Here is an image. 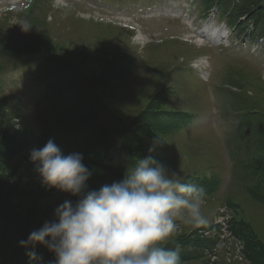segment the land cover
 Returning <instances> with one entry per match:
<instances>
[{
	"label": "rangeland",
	"instance_id": "rangeland-1",
	"mask_svg": "<svg viewBox=\"0 0 264 264\" xmlns=\"http://www.w3.org/2000/svg\"><path fill=\"white\" fill-rule=\"evenodd\" d=\"M110 1L123 3L126 11L101 6L95 12L113 14L129 24L133 21L149 40L158 39L147 30L152 22L147 18L144 22L140 12L128 13L139 0ZM31 12L0 17L2 262L26 264L28 249L20 241L55 220L54 211L65 200L78 202V196L43 185L30 150L43 147L49 139L62 153L84 149L81 146L92 138L96 124L111 132L112 148L100 154L106 166L91 162L97 154L83 158L92 175L82 195L88 189L98 190L93 183L96 175L105 184L119 182L137 159L151 154L207 193L203 212L209 224L199 229L181 225L169 242V247L180 245L182 264H264V202L252 193L255 187H264V170L239 168L231 156L238 116L254 108L261 113L259 125L264 127V59L250 57L246 47L253 52L251 45L259 32L254 34V27L246 23L241 28L247 32L235 35L236 43L243 39L246 46L226 48L222 54L210 46L171 43L172 39H164L156 49L133 41L126 31L71 20L67 8L57 12L39 3ZM24 24L30 28L27 32ZM187 31L172 36L184 37ZM230 60L238 66L246 62L247 68L234 66L235 74L223 83L227 92L220 95L204 79L212 74L214 84L218 83L222 78L212 65L219 69ZM189 63H199L203 70L198 68L195 76H189L184 72ZM179 66L181 71H175ZM57 105L58 112H50ZM164 112H189L196 119L177 132L169 121L153 116ZM60 115L65 117L57 123ZM154 141L159 144L149 153ZM37 252L44 264L55 260L42 246H37Z\"/></svg>",
	"mask_w": 264,
	"mask_h": 264
},
{
	"label": "clouds",
	"instance_id": "clouds-1",
	"mask_svg": "<svg viewBox=\"0 0 264 264\" xmlns=\"http://www.w3.org/2000/svg\"><path fill=\"white\" fill-rule=\"evenodd\" d=\"M158 144L154 141L149 153ZM30 160L45 187L81 196L75 204L65 200L56 207L55 220L20 241L30 264H43L37 246L54 254L52 264H182L180 245L169 242L181 225L209 224L205 190L151 154L128 167L123 180L84 195L92 173L82 154L64 155L49 139L30 150Z\"/></svg>",
	"mask_w": 264,
	"mask_h": 264
},
{
	"label": "trees",
	"instance_id": "trees-1",
	"mask_svg": "<svg viewBox=\"0 0 264 264\" xmlns=\"http://www.w3.org/2000/svg\"><path fill=\"white\" fill-rule=\"evenodd\" d=\"M153 116L157 117V119L168 118L171 121H174L171 124L168 123V124H170L169 127L170 126L173 127L172 129L181 128L182 124L187 121V116L186 115L178 118V117L173 116L172 113H170V112L156 113V114H153ZM94 128H95L94 129V136L89 141V143L87 145V148L81 150L80 154H82L83 158L84 157H86V158L90 157L93 154L99 155L98 158H97L98 161L95 160V161H91V162L93 164H95L97 167L98 166L99 167H103V166H106V164L103 161V159L101 158V155H104V154H101V153L106 152L107 150H111L112 146L109 143L111 138H108V137L109 136L113 137V136L111 135V132L110 133H106V131H109V130H107L105 128H96V124H94ZM254 153H255L256 156H258V158L256 160V163H259V164H257V165H259V167H256L254 169H249V170H264V143L259 148H257ZM99 158H101V159H99ZM247 158H249V156H247ZM244 160H243V162H240V166H238V167L239 168H244V169H247V168L251 167V165H250L251 159L250 160H246V161H244ZM237 165H238V163H237ZM252 166H254V165H252ZM93 181H94L93 183L95 184V187H97L98 190L103 185H105V183H107V182H105V179H102V178L98 177L97 175L94 177ZM108 185H110V184H108ZM92 190L93 189H91L90 191H92ZM88 191H89V189H88ZM253 192L255 193V196L257 198L261 197V200L264 202V187L257 186L254 189H252V193ZM79 199H81V196L77 197V201ZM0 219H2V218H0ZM10 230H11L10 233H12L15 236V238L20 241V237L18 235H16V233L13 232L12 229H10ZM10 252H9L10 255H14L15 254L14 251L13 252L10 251ZM6 262H7V260H5V262L3 263L2 260L0 259V264H10L9 262H7V263ZM28 262H30V261H27V263ZM44 263H46L45 260H43V264Z\"/></svg>",
	"mask_w": 264,
	"mask_h": 264
},
{
	"label": "bare ground",
	"instance_id": "bare-ground-1",
	"mask_svg": "<svg viewBox=\"0 0 264 264\" xmlns=\"http://www.w3.org/2000/svg\"><path fill=\"white\" fill-rule=\"evenodd\" d=\"M211 27H210V25L208 26V27H206L204 30H207V31H209V32H211L212 30L210 29ZM201 33H202V31H199V33H198V36H199V40L198 41H201L202 39H204L202 36H201Z\"/></svg>",
	"mask_w": 264,
	"mask_h": 264
}]
</instances>
